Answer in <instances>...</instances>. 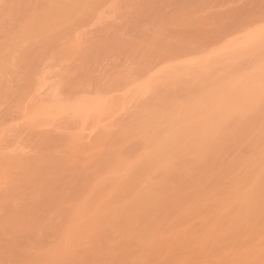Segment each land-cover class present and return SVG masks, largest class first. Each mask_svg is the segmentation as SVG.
Listing matches in <instances>:
<instances>
[{
  "label": "rangeland",
  "instance_id": "rangeland-1",
  "mask_svg": "<svg viewBox=\"0 0 264 264\" xmlns=\"http://www.w3.org/2000/svg\"><path fill=\"white\" fill-rule=\"evenodd\" d=\"M233 23L245 25L229 30ZM249 32L254 38L244 43ZM157 37L162 46L154 43ZM175 48L179 54L171 53ZM151 54L157 57L149 74L130 84ZM169 80L180 84L175 101L165 106L177 111L170 114L175 129L160 147L161 158L176 163H163L165 169L153 136L169 122L156 134L140 131L136 119L157 103L158 88ZM259 121L264 0H0V264H112L120 254L127 264H176L159 259L179 231L163 222L167 207L185 193L207 191L198 178L218 179L205 171L223 154L212 151L222 146L219 138ZM238 140L224 145L231 150L225 159L241 158L239 148L246 146ZM117 154L126 162L118 167L121 177L105 172L97 179V166ZM82 176L101 181H95L94 199L81 197L88 185ZM139 177L144 180L129 183ZM158 188L161 201L153 198ZM183 222L209 224L213 237L241 239L237 253H249L261 241L245 217L195 215ZM149 244L159 253L144 263ZM173 255L181 257L182 249Z\"/></svg>",
  "mask_w": 264,
  "mask_h": 264
},
{
  "label": "bare ground",
  "instance_id": "bare-ground-1",
  "mask_svg": "<svg viewBox=\"0 0 264 264\" xmlns=\"http://www.w3.org/2000/svg\"><path fill=\"white\" fill-rule=\"evenodd\" d=\"M244 25L245 24H235V23L228 24L229 30H232L230 28L234 29V28H237L239 26H244ZM129 33H130V31H129ZM126 35H128V34H126ZM186 35H187L186 32H182L178 36L179 37L182 36V38L185 39ZM253 36H254L253 32L247 33V36H244V37H247L244 40V43L252 40L254 38ZM161 42H162L161 39H159V37H157L155 39L154 43L156 45H161ZM233 42H235V41H233ZM127 46H129L128 43H127ZM164 49H166V48H164ZM176 49L179 50V48H175L174 50H176ZM174 50L171 51V53H178L179 54L180 50L179 51H177V50L174 51ZM151 55H149L151 58L148 56L149 58L146 59V63L144 62L145 66H146L145 70L143 72L139 73L138 77L136 79L134 78L135 81H131L130 84L136 83V82L142 80L147 75V74H145V73H148L146 70L151 68V67L149 68V66L153 65L152 63H154V58H155L154 56H156L154 54H153L154 56L153 55L151 56ZM125 80H129V79L127 78ZM171 82H170V80H169V84H168V82L167 83L164 82V85H163L164 88H162V87L158 88L159 93H157V96H156L157 99L153 100V101L156 100L157 103L155 105L145 106L141 110L140 117L136 119L137 124L139 126V130L142 132H146L149 129L150 130L154 129V131H155L156 128H158L160 126V124L169 122V125H168L169 127L164 129V132H163L164 134L161 132L160 136H153L155 144H158L156 149H155V151H157L156 155L157 156L160 155V158L157 159L158 165H160V167L165 168V169H167V168L162 165L163 163H167V162H171V161L176 163L175 159H171V158L162 159L161 157L164 156V154L161 153V148H160L162 145L161 142L166 143V141L171 137V132L173 131V129H175V123L172 122L170 114H176L177 111L174 108H166L165 106H166V104L175 101L174 91H175V89H177L179 87L180 81H174V82L171 81ZM124 85H126V84H124ZM142 85L145 86V84H142ZM140 86H141V84H140ZM163 98H164V100H163ZM152 103L154 104V102H152ZM128 130H129V124H125L123 126V132H126ZM159 132L160 131L158 129L155 131L156 134H158ZM240 132L242 133L241 134L242 137L240 135ZM230 134L229 135L223 134V136H221L219 138V140L223 142L222 146H220V144H219L220 147L217 145L219 147L218 149L212 148L213 149L212 151H214V152L217 151L219 156L222 153L223 154L221 155L219 160L216 161V163H213V160H212V164L210 163L208 165L207 171H205V173L209 172V171L215 172V174H217L216 177H218V179L213 180L210 176H207V177L201 176V178H198V182H199L198 186H205L206 185V189L208 192L205 191L204 189H198V190L191 191L193 193H190V192L185 193L184 192L185 194L183 193L184 197L182 199H180V198L178 199L176 197L178 200L184 201V203L183 202L182 203L181 202L176 203V201H178V200H176L175 202H173L174 204L169 205L170 207H167L168 212L166 211L167 213L166 214L164 213V215L162 216V218H164L163 222L166 225L170 224L171 226H173V227L176 226L177 229H179L177 234L172 235L170 243L166 246V248L164 247V248H162V251L160 250L162 253H161V256L159 257V259H160V261L163 260L162 263H164L165 261H168V260H175L176 264H221L224 261H226V264H239L238 262L242 259L243 260L242 264H264V157L260 156L261 153L264 156V121L263 122L262 121L257 122V125L253 126L252 128H249V127L243 128L241 131L237 132L236 134L233 133L234 136L230 135ZM240 137L243 140L241 142V145L246 146V147H240L241 145L237 146L238 148L240 147L239 150L241 152H243V155H241V158L236 159L237 161H235V162L230 161V159L228 160L227 158L225 159L226 154H228L230 156L231 150L228 151L227 148H224V147L227 145V143L229 144V142H232L233 140L234 141L238 140V138L241 140ZM244 138H246L247 141L249 139V143H247V142L244 143V140H245ZM151 140H152V138L149 139V142ZM240 140H238V141H240ZM201 146H203V145H201ZM201 146L197 150V153L200 152L199 150H200ZM203 147H207V145L203 146ZM146 148H147V146H146ZM191 148L193 149V147H191ZM189 149L190 148L188 147V152H189ZM190 151H192V150H190ZM241 152H240V154H241ZM197 153H196V155H197ZM234 153H236V151ZM198 154H200V153H198ZM208 155H210V154H208ZM113 157H114L113 162H103L97 166V169L95 171V175L97 176L96 177L97 179H98V176L100 175L99 173L113 172L115 174H118V173H120V171L118 170V167L121 166V168L123 169L124 166H122L121 164L122 163L125 164L126 162H124V161L122 162V160H119L120 157L118 156V154L113 155ZM196 157H198V155ZM200 157L202 158V156H200ZM216 157H217V155H216ZM234 157H236V155ZM207 158H208V156H207ZM209 159H210V156H209ZM196 160H198V159H195V161ZM246 162H247V164H246ZM147 164L151 165L149 161H147ZM158 165H156V166H158ZM251 169H255V171L251 173L250 172V171H252ZM208 174L210 175V173H208ZM212 174H214V173H212ZM119 175L121 177V173ZM177 175H180V172ZM240 175H243V177L239 178L238 176H240ZM90 177H92V178H90ZM115 177H117V176H115ZM84 178H86L87 180H84ZM145 178H147V177H145ZM97 179L96 180H95V178L93 179V176H86V177L84 176L83 177L84 184H83V182L81 184H83V186H85V184H88V185H87L85 191H84V189L80 190L82 195H81V193H78V194H80L81 197H83L85 199H87V198L88 199H94V197H96V195H94V193H93L94 192L93 188L98 186L101 182V181H98ZM119 179H121V178H119ZM81 180H82V178H81ZM142 180H144V177H139V179L136 182H129V183L130 184H136L138 182H142ZM234 180L237 181L238 184L235 183L236 184L235 185ZM85 181H86V183H85ZM95 181H97L99 184ZM176 182L177 183L183 182V178H178L176 180ZM96 183L98 185H95ZM232 185L234 188L232 187ZM217 186L220 188L219 193H217ZM159 188H158V191L155 192L156 191L155 190L154 191L155 194H153V198L156 200H160V197L163 194L161 192L163 190L159 189ZM208 194H210V197L208 199H205L202 201L204 196H207ZM153 198L152 197H151V199L149 198V201L154 200ZM101 199L103 200L102 196H99L98 203L102 202ZM214 199H216V200H214ZM171 201H173V199ZM154 204H155V202H154ZM155 206L152 208L153 209L158 208ZM138 208H140V207H138ZM145 208L147 209V207H145ZM140 209H139V211H140ZM148 209L150 210L151 208H148ZM151 211L154 213L153 210H151ZM155 211L157 212L158 210L155 209ZM134 212L135 211H133V213ZM136 213L139 214L138 212H136ZM148 214H149V212H148ZM195 215H201L203 217L212 218L215 221L216 220L218 221L219 219H221L225 216L232 217V215L239 216V217H245L246 219H249L251 221L252 230L250 231V233L256 234V237L254 238V240L261 239V241L259 242L260 244L258 247H255L249 253H237L234 250L238 249L239 245H241V239L236 238V237H234V238L232 237V240H226L224 238V236L213 237L212 236L213 231L209 227V224H207V225L203 224L199 228H196V226H194V225H185L184 224L183 221L185 219L190 218V217L195 216ZM124 216H126V215H124ZM122 217H123V215H122ZM125 218H124V222L126 220ZM134 218H135V216H134ZM116 219L119 220V218H116ZM120 220H122V219H120ZM136 220H137L136 222H139L138 219H136ZM141 222H143V221H141ZM146 222L147 221H145V223ZM122 224H123V221H122ZM139 224L140 223H138L137 225H139ZM142 224H144V223H142ZM142 224H140V225H142ZM140 225H139V227H140ZM146 226L151 227L152 224L148 222V224ZM123 227H125V226H123ZM231 228H232L231 233H233L234 232L233 227H231ZM135 229H138V230L135 231ZM234 229L237 231V226L234 227ZM133 230H134L133 232H135V233L137 232L136 234H138V232L141 230V228L139 229L138 227L137 228L133 227ZM247 232L249 233V230H247ZM139 234H141V233H139ZM104 239H102V241ZM99 241H101V240H99ZM130 241L133 242L132 239ZM103 242H101V244H103ZM256 242H257V240H256ZM129 245H130V243H129ZM103 247H104V245H103ZM157 247L153 246V244H152V246H151V244L148 245V248L145 250V253H144L146 259H145V257L142 258L143 256H141V259H145L144 263L149 262V260L147 258L150 259L151 256L159 253ZM176 247H180L182 249L183 255L181 257H176L173 255V250ZM100 248H99V250H100ZM101 249L104 251L106 248H101ZM227 250H231V253L228 257H225ZM219 251H220V253H219ZM123 253H122V255H123ZM207 253H209L208 255L209 256L211 255L212 258H207L206 257ZM123 257L128 260L127 257H125V256H123ZM123 257H121V254H120L119 258H113L114 259L113 263H115V264L117 262L121 263V261H122V263H126L125 261L123 262V260H124ZM110 258L112 259V257H110ZM146 260H147V262H146ZM107 263H111V261L107 262ZM130 263L131 262H129V264ZM133 263H131V264H133Z\"/></svg>",
  "mask_w": 264,
  "mask_h": 264
}]
</instances>
